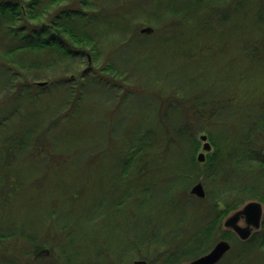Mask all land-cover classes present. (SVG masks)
Instances as JSON below:
<instances>
[{
    "label": "trees",
    "instance_id": "obj_1",
    "mask_svg": "<svg viewBox=\"0 0 264 264\" xmlns=\"http://www.w3.org/2000/svg\"><path fill=\"white\" fill-rule=\"evenodd\" d=\"M85 1L89 0H0V203L29 188L37 190L33 188L37 179L28 182L36 163L53 168L46 163L50 158H39L36 150L55 152L53 156L61 160L85 153L87 160H77L76 173L82 167L91 170L96 179L90 187L99 194L92 195L87 209L72 207L88 186L73 182L72 176L71 182L63 178L58 184L65 191L61 199L70 203L76 219L56 227L66 233L60 250L52 248L41 255L42 247H35L26 252L39 264H44L45 254L56 260L54 264H132L136 258L148 264L191 261L210 251L213 233L231 210L248 199L264 202V142L254 139L264 132V93L254 108L255 96L236 87V97L232 92L236 84L227 81L222 87L229 96L212 97L218 89L202 84L201 68L192 65L197 56L226 55V45L233 39L242 48L255 44V54L247 49L241 58L249 66L264 64V54L256 53L258 47L264 48V0H124L123 13L97 0L89 2L94 8L87 11ZM143 17L152 19L157 41L142 35L146 39L138 35L127 41L125 32H133L134 21ZM186 22L195 25L192 38L180 29ZM251 32L258 33L252 37ZM107 46L113 58L98 61L84 74L80 63L86 52L92 49L98 59ZM142 51L145 55L140 56ZM159 56L172 58L163 75L154 65ZM228 64L229 60L226 69ZM57 65L62 73L55 70ZM129 70L135 72L137 82L124 77H129ZM246 71L242 68L240 73ZM74 76L80 78L78 83ZM243 78L237 79L239 84ZM42 80L46 85L38 88L35 83ZM232 109L250 110L243 114L248 121L241 114L229 117ZM254 115H258L255 120ZM203 132L214 151L201 166L195 155L200 147L198 134ZM26 165L27 176L19 171ZM63 166L68 167L65 161ZM196 182L206 188L205 199L190 193ZM62 183L75 189L66 192ZM104 199L109 201L106 206ZM128 202L136 205L142 218L138 214L125 217L127 223L136 217L135 226L140 229L131 230L132 235L121 242L112 237L113 227L106 230V224ZM219 203L224 208H218ZM57 212L53 209L48 216L56 220ZM86 212L88 228L79 230L80 216ZM202 216L206 219L200 226L189 227L190 219L198 223ZM85 236L89 240L84 244ZM165 241L166 250L134 249ZM237 241L239 246L258 250H232L234 260L226 257L220 264H246L251 252L259 254L250 264H264V219L261 230L248 241ZM113 247L117 250H108ZM0 264H21V259L5 252Z\"/></svg>",
    "mask_w": 264,
    "mask_h": 264
},
{
    "label": "rangeland",
    "instance_id": "obj_2",
    "mask_svg": "<svg viewBox=\"0 0 264 264\" xmlns=\"http://www.w3.org/2000/svg\"><path fill=\"white\" fill-rule=\"evenodd\" d=\"M93 1L94 0L85 1V3L82 5L87 11L93 10L94 7H92V6L89 7V2L92 3ZM97 1L101 2L104 7L109 6V7H115L116 8V6H117L118 10L117 9L116 10L118 12L122 11V13L125 11V8L127 5V2L124 0H114V1L111 0L112 2L109 0H97ZM136 11L137 10H134L133 12H136ZM157 17L159 18V16H157ZM169 18L174 19L173 16H167V19H169ZM105 21H107V20H105ZM150 21H152V19L147 18V17H143L140 20L136 19L134 21L135 24L132 26L134 31L133 32H131V31L125 32L126 40L130 41L131 39L138 37V35L139 36L142 35V36H151V38H155L154 41H157L156 38L158 36H157V34L154 33V30H155L154 24L150 23ZM244 25H248V22H245ZM146 27H152L153 31L151 33H142L141 29L146 28ZM180 29H181V31L186 33L185 35H187L188 37H191L190 35L194 34L196 31L195 25L193 22L184 23L180 27ZM257 33L258 32H251V33H248V35L255 37L257 35ZM142 38L146 39V37L145 38L142 37ZM105 41H107V40H105ZM250 44L255 46L254 43H250ZM198 46H200V42H196V47H198ZM217 46H219V45L216 44L214 47H217ZM226 46H228V53L226 55H224V53H221V54L206 56L205 58L203 56H197L195 61L193 60L192 65L194 68L198 67V66L201 68V71L203 72V74L200 78V82L202 84L214 85L216 87L214 89H218L217 93L211 94L212 97L229 96V94L227 93L228 91L225 88H223L222 85L225 82L230 81V82L236 84V86H234V88L232 90V92L234 91V94H236V97H237V92L240 88H243L244 90H249L250 94L255 96L254 99H256V100L251 103V105H253V103L256 102V104L254 105V108H255L257 103L263 99V98L260 99V96L264 93V64L253 62L252 65L249 66V63H246L244 60L241 59L242 56L244 55V50L248 49L247 51L254 53V49L256 47L252 46V48L251 47L242 48L241 43L239 42V40H236V39H233L232 44H229ZM250 48H251V50H250ZM257 49H258V51L256 52L257 55L264 54V48L263 47H258ZM157 50H159V49H157ZM104 51H105L103 53L104 55L102 54L101 58L100 57L98 58L99 60L97 59L98 55H96L92 49L88 50V52H86V56L83 58V60H81L82 62L80 63L81 64L80 67H82L84 74L90 73L96 67V63L98 61H102V63H104V62H107L108 60H110L111 58H113L114 53L112 52V50L108 52V46L104 49ZM125 51L127 53L129 52V50L127 48H125ZM164 51H166V49H164ZM152 52H155V51H152ZM152 52L150 51L149 53H152ZM143 55H145V52L142 51L140 53V56H143ZM224 58L227 60H223ZM171 60H172V58L171 57L169 58L167 56L165 58H163L162 56H159V57H157V59H155V61L157 63H154V65L158 66L157 70L162 71L161 75H163L165 73V72H163V68L168 69V66H169ZM179 60L186 61L185 59H181V58H179ZM228 60H229V64H228V67L226 69V66L224 64ZM185 64L186 63H183L182 65H185ZM242 68L247 69V71L244 72L243 74L240 73ZM55 70H58V71H60V73H62V66L57 65ZM130 73L131 72L129 70V73H128L129 77H127V75H125L123 73L124 77L128 78L127 81L131 79L132 81L137 82L138 79L134 76L135 72H132L131 74ZM151 73H154V71L151 70ZM156 74H158V72H156L155 75ZM240 77H244V78H243L242 82L239 84L237 79ZM73 81L78 83L80 81V78H77L74 76ZM41 82L45 83V85H46L45 80H42L40 82H36L35 85L38 88L45 86V85H39V83H41ZM48 83H49V81H48ZM160 87H161V85L158 88H160ZM236 87L238 88V90L236 89ZM131 89H133V88H131ZM124 92H126V91H124ZM231 97H232V94H231ZM1 104L2 103H0V105ZM135 105H137V102H135ZM251 105H248V106L251 108V107H253ZM246 108H247V106H246ZM232 111H234V110L232 109ZM248 111H250V110H248ZM248 111L242 110L241 113L236 112V111H234L233 113L229 112V117L230 116L236 117L237 114H241L240 118H243L246 121H248L246 119V116L243 115V114L247 113ZM257 117H258V115H254L253 120H255ZM242 122H245V121H242ZM201 135H207L208 142L211 144L212 147H213V144H212V141L210 140L208 134H206L205 132L198 134V140L200 141V147H199V149L195 155V161L199 165L204 166L209 159V155L211 153H213L214 147H213V151L205 152L206 159L203 162H198L197 157H198L199 153L202 152V147H203V142L200 140ZM254 139L257 140L258 142H264V132L261 135L255 136ZM35 152H37V154L39 155V158H41L40 157L41 155H43L45 157H49L50 159H49V161H46V163H49V165L53 168H50L47 170L44 167H41L39 165V162L36 163L35 169L30 170V177H28V182L29 181L34 182L37 179V181L35 182L36 185L33 187V188H37V190L34 191V190L29 188L27 190V192L23 191L20 193H16L13 197L7 198V203L6 202L0 203V232L4 233V234H2L3 236L0 235V256H5V252L8 255L14 254V256H16L17 259H19V260L21 259V264H26L27 261L32 262V264L41 263V262L35 261V258L33 259L34 256L31 255L32 253L28 254L26 252V250H37L35 247H42V249H44V250H52V248H54V250H60V247L62 245V238L65 237L66 233L63 230H56V227L58 228L60 225H62V223L69 222V221H72L73 219H76V215L69 210L71 207L70 203H68V202L63 203L64 200L61 199V196H64L65 191L62 188L58 189V184H61V180L63 178L67 177L68 181L71 182L72 181L71 176H72L74 178L73 182L80 183L79 181H81L85 186H88L87 187L88 189H85L84 190L85 193L82 194L83 197L81 199H79L78 201H75L76 204H73V202H72V207H75V208L82 207V208L87 209L88 204L92 201L91 199H93L92 195H98L99 194V193L95 192L94 187H90V183L94 182L96 179V175H94V173L91 170L88 171L85 169V167H82L81 170L79 169V173H76L78 171V169H76L75 167H79V165H77V162L78 161L82 162V161L87 160L85 153L69 154V155H67L66 160H61L60 156H53L54 154H56L55 152H51V153L49 152L48 153V152L42 151V150H40V151L36 150ZM263 153H264V151H263ZM57 155H59V154H57ZM61 155H63V154H61ZM52 157H54V158H52ZM64 161L68 167L63 166ZM42 163H44V162H41L40 164H42ZM87 163H90V162L88 161ZM91 164L94 165V163H91ZM16 165L17 164H14L13 168ZM59 165L62 167L61 168L58 167V169H57L56 166H59ZM93 168H95V167H93ZM19 171L26 173V176L29 174L28 169H27V165L25 166V168L24 167L20 168ZM95 171H97V170H95ZM103 171H105V170H102L101 172H103ZM99 173H100V171H99ZM44 174H46L47 179L46 180L44 179V181H42L41 178ZM196 183H194V184H196ZM193 185H192V187H193ZM61 186L64 188H68L66 190V192H69V193H72V191L75 189V186L70 185V184H66V183H62ZM85 186H83V187H85ZM25 189H26V187H25ZM205 191L207 192L206 188H205ZM207 194H208V192L206 193V196L204 198H199L194 194H192V195H194L198 199H205L207 197ZM33 200H38V201L34 202ZM67 201H70V200H67ZM251 201H259L264 206V202H262L258 199H248V200L244 201L243 204H241V205L237 206L235 209L231 210L229 212V214L223 218L222 221L224 222L225 219L229 215H231L235 211L239 210L245 204H247ZM108 202H109L108 200L104 199L103 205L106 206L108 204ZM205 207L207 208L206 205H205ZM218 208H220V209L224 208V204L219 203ZM53 209H57V211H58L57 212L58 217L56 220L53 217L51 218L48 216ZM121 209L122 210H120V212L115 216L114 220L111 221L110 224H109V222L106 224L107 225L106 230L107 229L109 230L110 228L112 229V227H113L114 233H113L112 237L119 238L121 240V242H125V238L127 240V238L132 235L131 230L134 231V233H136L140 229V227L137 229L135 226L136 217L134 218V220H131V222H129V223H127V220H125V217L131 216V215L134 216V215L138 214L137 217L141 220L142 213L137 212L136 211V205L131 203V202L125 203L121 207ZM87 214H88V212L81 214L80 217L82 219V221H81L82 223L79 226V230H87V228H88V225H87L88 221H86V219H87L86 215ZM152 217L155 218V215H153ZM153 218H151V219L153 220ZM157 218H156V221H158L159 218L161 219V217H159L158 219ZM205 219H206L205 216L199 217L198 223L197 222L195 223L194 220L192 221V219H190L187 222V224H189V227L190 226L193 227L194 225H197V227H198L203 223V221ZM263 219H264V216H263ZM20 222H21V224L19 225ZM116 222H118L119 224L116 225L115 224ZM102 224L103 223L100 222V225H98V226L101 227ZM222 224L223 223L218 224L219 227L213 233V238L211 241L212 247H210L208 250H211L214 247V245L217 243V241L223 237V233H225V232H224V230H222L223 228H221ZM17 225H18V228H15V226H17ZM104 225L102 226V229L105 228ZM10 232H13L15 234L17 233V236L14 238L7 237L8 233L10 234ZM20 234L22 237L20 236ZM108 235H111V233ZM87 239L89 240V238L87 236H85L84 240H81V241L84 242V244H85V243H87L86 241H88ZM110 239H111V236H110ZM213 240H215V241H213ZM237 240L233 239V246L238 248V250H243L244 248H250V250H258L254 247H251V246L250 247L239 246V242ZM131 242L134 243L132 240H131ZM164 243H166V244H159L158 246H153V245H150L151 243H149L150 246H148L146 248L142 247L143 244H141L138 247H134V249H136V250H166L168 248V245H167L166 241ZM82 246H85V245H82ZM91 247L94 248L92 243H91ZM122 249L123 248H121V250ZM7 250H10V251H7ZM14 250L25 251L27 253V255L25 257L20 256V254L15 253L16 251H14ZM108 250H117V249H115V247H113L112 249H108ZM48 253H49V251H48ZM258 254L259 253H257V252H254V253L251 252V254L246 258L247 262L249 264L253 263L254 260H256V258H255L256 255H258ZM41 255H43V254H41ZM41 255H39V256H41ZM41 258H43L44 264H46L48 262L50 264H54L56 262V260H54L53 257L50 256L49 254H45ZM135 260H144V259L143 258H136L132 261V264ZM247 262H246V264H248ZM182 264H189V261H185Z\"/></svg>",
    "mask_w": 264,
    "mask_h": 264
},
{
    "label": "water",
    "instance_id": "obj_3",
    "mask_svg": "<svg viewBox=\"0 0 264 264\" xmlns=\"http://www.w3.org/2000/svg\"><path fill=\"white\" fill-rule=\"evenodd\" d=\"M152 31V27L141 29L142 33H151ZM39 85H45V83L41 82ZM200 140L203 142V147L202 152H200L197 157V160L198 162H203L206 159L205 152L213 151V147L208 142L207 135H201ZM190 193L199 198H204L206 196L204 185L201 182L194 184L190 189ZM263 213L264 210L262 203L259 201H251L229 215L225 219L224 225L225 227L234 230L241 240H246L252 235L254 230H258L260 228ZM242 219L245 223L244 226L239 224ZM230 247L231 245L228 241H219L212 250L193 260L191 264H217L229 251ZM133 264H148V262L146 260H135Z\"/></svg>",
    "mask_w": 264,
    "mask_h": 264
},
{
    "label": "flooded vegetation",
    "instance_id": "obj_4",
    "mask_svg": "<svg viewBox=\"0 0 264 264\" xmlns=\"http://www.w3.org/2000/svg\"><path fill=\"white\" fill-rule=\"evenodd\" d=\"M263 210H264V206H263ZM263 216H264V213H263ZM263 216H262V220H261V225H260V228L258 229V230H254L253 232H252V235L248 238V239H246V240H241L240 238H239V236L236 234V232L234 231V230H232L231 228H227V227H225V225H224V222L222 221L223 219H221V223H223L222 225H221V228H223L222 230H224V232H225V236L224 237H222V238H220L218 241H217V243L219 242V241H222V240H226V241H228L229 242V244L231 245V247H230V249H229V251L223 256V258L217 263V264H220V263H222L223 262V260H225V258L227 257H230L229 259H230V261L232 262L233 260H234V257H233V255H232V250H238V248H236V247H234L233 246V239L234 240H240V241H248L256 232H258V231H260L261 230V228H262V225H263ZM239 224L240 225H242V226H244L245 225V223H244V220L242 219L240 222H239ZM219 226H217V228H218ZM216 243V242H215ZM216 245V244H215ZM214 245V246H215ZM42 249V248H41ZM41 249H38V250H41ZM213 249V248H212ZM211 249V250H212ZM43 251H41L40 252V254H43L45 251H44V249H42ZM229 255V256H228ZM195 259H197V258H195ZM195 259H192L191 261H189V264H191V262L193 261V260H195Z\"/></svg>",
    "mask_w": 264,
    "mask_h": 264
}]
</instances>
